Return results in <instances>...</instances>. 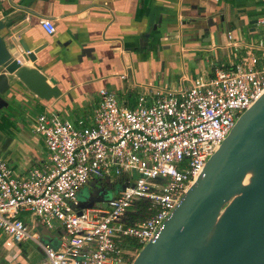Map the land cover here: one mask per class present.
Masks as SVG:
<instances>
[{
	"label": "built area",
	"instance_id": "obj_1",
	"mask_svg": "<svg viewBox=\"0 0 264 264\" xmlns=\"http://www.w3.org/2000/svg\"><path fill=\"white\" fill-rule=\"evenodd\" d=\"M38 25L54 33L52 20L40 18ZM252 31L261 37L243 48L247 56L196 76L176 93L155 92L149 104L139 95L132 108L120 106L102 87L87 121L36 115L32 133L42 139L47 162L16 176L0 159L4 246L32 241L43 253L37 264H130L134 247L154 242L234 121L264 92V16ZM226 38L236 53L238 43L231 33ZM111 177L119 180L113 197L78 208L76 196L89 181ZM22 213L57 229L56 245L30 234Z\"/></svg>",
	"mask_w": 264,
	"mask_h": 264
},
{
	"label": "crops",
	"instance_id": "obj_2",
	"mask_svg": "<svg viewBox=\"0 0 264 264\" xmlns=\"http://www.w3.org/2000/svg\"><path fill=\"white\" fill-rule=\"evenodd\" d=\"M262 16L264 0L0 1V38L21 39L29 51L45 45L34 62L22 65L35 64L60 92L43 100L10 85L0 108V159L16 176L45 164L44 143L31 130L35 116L46 112L62 120L87 121L102 87L120 106L132 108L139 95L149 104L155 92L176 93L196 76L235 63L245 47L243 33L253 32L254 21ZM40 18L52 20L54 33L40 29ZM228 33L238 43L236 53L227 46ZM7 105L14 112L3 111ZM20 218L30 234L56 245L57 229L46 230L25 213ZM5 240L4 235L0 264L43 260L39 247L25 242L5 247Z\"/></svg>",
	"mask_w": 264,
	"mask_h": 264
},
{
	"label": "water",
	"instance_id": "obj_3",
	"mask_svg": "<svg viewBox=\"0 0 264 264\" xmlns=\"http://www.w3.org/2000/svg\"><path fill=\"white\" fill-rule=\"evenodd\" d=\"M44 46L29 51L21 39L0 38V96L13 84L38 99L59 96L53 79L35 64L22 65L34 62ZM93 202L99 201L88 198L78 208ZM130 264H264V92L237 117L154 242L143 245Z\"/></svg>",
	"mask_w": 264,
	"mask_h": 264
},
{
	"label": "rangeland",
	"instance_id": "obj_4",
	"mask_svg": "<svg viewBox=\"0 0 264 264\" xmlns=\"http://www.w3.org/2000/svg\"><path fill=\"white\" fill-rule=\"evenodd\" d=\"M260 37H261V35L255 34L253 32H248V30H246V32L243 33L241 38H242V41L245 42V46H247L249 44L248 45V47H249L252 45V41L254 39L260 38ZM241 54H242V52H241ZM243 55L244 56L248 55L246 50H245V52H243ZM0 98L5 99L4 95H1ZM12 109H15V107L12 108V105H7L6 108H3V111L14 112ZM32 126L33 125H31V130H32ZM118 188H119V180L116 178H112V177L106 178V179L101 180V181H89L85 185V188H82L76 197L79 201H82V202H84L83 200H85L87 198H95L97 201H107L111 197H113V195H115ZM36 232H38V231H36ZM3 239H4V234L0 231V245L3 243ZM38 241L39 242L41 241L40 243L43 242L41 238L38 239ZM25 244L38 248V246L30 240L25 241ZM42 244H45V243H42Z\"/></svg>",
	"mask_w": 264,
	"mask_h": 264
},
{
	"label": "trees",
	"instance_id": "obj_5",
	"mask_svg": "<svg viewBox=\"0 0 264 264\" xmlns=\"http://www.w3.org/2000/svg\"><path fill=\"white\" fill-rule=\"evenodd\" d=\"M141 246H135L134 249L136 250L135 252H138L140 250Z\"/></svg>",
	"mask_w": 264,
	"mask_h": 264
}]
</instances>
